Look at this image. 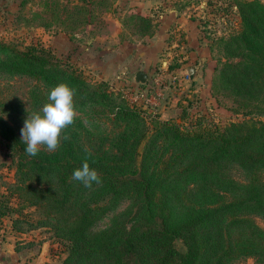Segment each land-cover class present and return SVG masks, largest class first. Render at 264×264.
<instances>
[{
	"label": "trees",
	"instance_id": "obj_1",
	"mask_svg": "<svg viewBox=\"0 0 264 264\" xmlns=\"http://www.w3.org/2000/svg\"><path fill=\"white\" fill-rule=\"evenodd\" d=\"M238 10L240 31L223 45L237 61H222L214 81L217 92L230 98L264 89L257 81L264 77V3L241 1ZM0 72L37 78L52 89L68 84L75 107H90L114 130L95 134L75 117L55 151L40 148L30 156L0 116V137L17 158L16 190L41 213L36 225L27 223L30 229L49 227L67 244L63 264H232L247 256L264 262V229L256 221L264 215V122L250 118L220 127L201 117L187 124L185 111V124L154 118L37 46L21 50L0 41ZM39 94L33 91L37 105ZM85 159L101 181L90 188L72 178ZM233 167L247 180L235 179ZM124 202L129 206L108 227L94 230ZM9 209L0 205V231ZM24 215L11 219L15 234L26 233L19 228ZM178 240L185 252L177 249Z\"/></svg>",
	"mask_w": 264,
	"mask_h": 264
},
{
	"label": "rangeland",
	"instance_id": "obj_2",
	"mask_svg": "<svg viewBox=\"0 0 264 264\" xmlns=\"http://www.w3.org/2000/svg\"><path fill=\"white\" fill-rule=\"evenodd\" d=\"M241 1L264 3V0H0V41L21 50L31 46L47 49L81 72L92 85L106 83L111 94L133 107L146 109L154 118L190 124L202 117L211 126L220 127L250 118L264 122V89L256 87L245 98H230L218 93L214 85L215 72L222 61H237L224 53L223 45L240 31ZM138 17L150 19L151 24ZM164 22L169 30L166 28L162 33ZM192 23L200 28L195 44L189 37ZM196 51L201 55L194 57ZM190 68L198 74L191 77ZM139 71L147 73L146 85L135 84ZM156 78H161L163 95L158 107L143 96ZM257 81L262 83L264 77ZM238 84L241 83L234 82L232 88ZM169 86L175 98L166 90ZM35 89L40 91L41 105L35 102ZM51 90L37 78L0 72V116L21 136L24 120L49 102ZM169 103L176 111L162 113L161 107L167 108ZM75 110L76 118L95 134L114 131L90 107L77 106ZM184 111L186 122L182 118ZM17 172L15 153L0 137V205L13 211L3 220L0 242L5 241L1 244L7 245V254L14 250L11 264H63L67 244L49 227L30 229L27 221L36 225L41 213L19 196ZM231 173L239 181L247 180V174L238 167H233ZM261 177L264 179V174ZM128 206L129 202H124L117 211L103 217L94 230L108 227L111 219ZM23 211L21 219L25 221L19 228L26 233L15 234L11 219H17ZM256 221L264 229V215L256 217ZM175 245L185 252L182 241H176ZM232 264L264 262L247 256Z\"/></svg>",
	"mask_w": 264,
	"mask_h": 264
},
{
	"label": "clouds",
	"instance_id": "obj_3",
	"mask_svg": "<svg viewBox=\"0 0 264 264\" xmlns=\"http://www.w3.org/2000/svg\"><path fill=\"white\" fill-rule=\"evenodd\" d=\"M74 95L75 90L68 84L59 83L50 91L49 102L39 112L27 116L20 131L28 155L36 156L41 146H46L50 152L59 147L62 131L74 123L77 115ZM72 178L82 182L86 188H90L93 182H101L98 172L90 168L87 159L82 167L73 171Z\"/></svg>",
	"mask_w": 264,
	"mask_h": 264
},
{
	"label": "crops",
	"instance_id": "obj_4",
	"mask_svg": "<svg viewBox=\"0 0 264 264\" xmlns=\"http://www.w3.org/2000/svg\"><path fill=\"white\" fill-rule=\"evenodd\" d=\"M143 3H146V2H143ZM142 5H144V4H142ZM186 22V21H185ZM184 26H185V23H184ZM162 27V33H163V31H165L166 30V28H168V30H169V25L167 24V22H164L163 23V25L161 26ZM187 28V31H188V28H189V26H187L186 27ZM167 30V31H168ZM186 30V29H185ZM199 33H200V28L198 27V25H197V23H192V24H190V29H189V37H190V41H193L194 42V44L197 42L194 38H196V37H198L199 36ZM192 38V39H191ZM199 55H201L200 53H198V51H196V52H193V56L194 57H197V56H199ZM192 68H190L189 70H191ZM193 70V72L194 73H197L198 74V71L196 70V69H192ZM194 73L191 75V77H193V75H194ZM166 90H170V92H172V94H171V97H174L175 98V93L173 92V89H171L170 88V86H169V88L167 89L166 88ZM171 102H172V100H171ZM161 109L163 110L162 111V113H173L174 111H176L175 109H174V105H172V104H170L169 103V106L166 108V106L165 105H163L162 107H161ZM175 115H173V116H171V117H174ZM164 118V117H163ZM165 120H167V119H165ZM3 231V228H2V230L0 231V232H2ZM5 241H1L0 242V263L1 264H11V262H13L11 259H13L14 258V250H13V252L10 254V253H6L5 252V250L7 249V245H5V244H1V243H4ZM5 256H7V257H5ZM4 257L6 258V260L4 259ZM19 264H21V263H19Z\"/></svg>",
	"mask_w": 264,
	"mask_h": 264
},
{
	"label": "built area",
	"instance_id": "obj_5",
	"mask_svg": "<svg viewBox=\"0 0 264 264\" xmlns=\"http://www.w3.org/2000/svg\"><path fill=\"white\" fill-rule=\"evenodd\" d=\"M161 87V78H156L153 82V86L150 89H147L145 94H143V96L149 98L148 101L154 102L157 107L160 105V101L163 98V95L160 91Z\"/></svg>",
	"mask_w": 264,
	"mask_h": 264
},
{
	"label": "water",
	"instance_id": "obj_6",
	"mask_svg": "<svg viewBox=\"0 0 264 264\" xmlns=\"http://www.w3.org/2000/svg\"><path fill=\"white\" fill-rule=\"evenodd\" d=\"M194 72L191 69L190 70V74L192 75ZM149 77L147 75V73L143 72V71H139L136 73L135 78H134V82L137 85H146L148 83Z\"/></svg>",
	"mask_w": 264,
	"mask_h": 264
}]
</instances>
